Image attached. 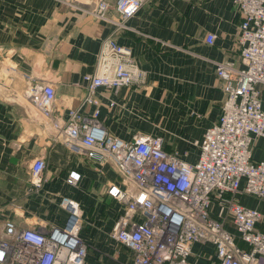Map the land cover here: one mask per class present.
I'll return each mask as SVG.
<instances>
[{
    "label": "crops",
    "instance_id": "0c3cea01",
    "mask_svg": "<svg viewBox=\"0 0 264 264\" xmlns=\"http://www.w3.org/2000/svg\"><path fill=\"white\" fill-rule=\"evenodd\" d=\"M106 1L108 20L86 12L96 0H0V233L6 219L19 228L61 226L67 214L60 200L73 198L82 207L85 264H130V251L110 235L123 212L107 194L117 174L109 165L69 152L50 121L23 96L28 82L49 83L55 90L54 116L64 118L71 108L94 109L83 103V75L95 70L100 43L115 29L116 0ZM240 22L233 0L146 1L127 21L128 28L113 35L131 48L145 77L140 85L98 89L99 119L108 132L122 140L134 134L158 136L166 151L194 163L195 142L217 121L224 99L215 62L241 65ZM211 34L215 37L208 43ZM261 99L264 107V86ZM36 157L44 159L45 168L42 187L34 191L29 167ZM251 159L264 160L263 137L255 140ZM72 171L79 174L73 184L67 181ZM234 199L260 212L257 229L264 232V199L243 191ZM209 212L233 231L218 201ZM190 260L219 264L209 244L194 243Z\"/></svg>",
    "mask_w": 264,
    "mask_h": 264
},
{
    "label": "built area",
    "instance_id": "2783aa9c",
    "mask_svg": "<svg viewBox=\"0 0 264 264\" xmlns=\"http://www.w3.org/2000/svg\"><path fill=\"white\" fill-rule=\"evenodd\" d=\"M146 1L116 0L114 32L101 41L95 70L83 75V103L94 106L90 113L71 108L64 118L54 116L55 90L49 83L28 82L23 96L50 121L69 152L98 166L109 165L117 174L118 182L110 184L107 194L123 212L110 235L130 251V264H195L190 260L194 243L213 246L219 264H258L264 258V232L257 229L261 214L234 198L243 191L264 199V160L251 159L255 140L264 138V0H233L241 15V65L215 62L224 99L217 121L195 142L199 153L194 163L166 151L158 136L117 138L99 119V88L117 90L144 82L145 72L131 48L118 44L113 35L128 28L127 21ZM108 8L106 0H96L86 12L108 20ZM214 37L209 35L208 43ZM29 168L32 189L37 191L44 181V159L34 158ZM78 178L72 171L67 181L73 184ZM214 200L229 214L233 231L210 214ZM59 206L67 214L61 226L19 228L6 219L0 233V264H85L81 204L63 197Z\"/></svg>",
    "mask_w": 264,
    "mask_h": 264
},
{
    "label": "trees",
    "instance_id": "16d2710c",
    "mask_svg": "<svg viewBox=\"0 0 264 264\" xmlns=\"http://www.w3.org/2000/svg\"><path fill=\"white\" fill-rule=\"evenodd\" d=\"M238 243H240V244L242 243L243 245H245V244H244L243 242H241V241H238Z\"/></svg>",
    "mask_w": 264,
    "mask_h": 264
}]
</instances>
